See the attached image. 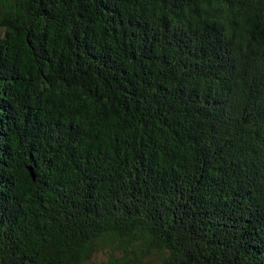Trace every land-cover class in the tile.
Wrapping results in <instances>:
<instances>
[{
  "label": "trees",
  "instance_id": "1",
  "mask_svg": "<svg viewBox=\"0 0 264 264\" xmlns=\"http://www.w3.org/2000/svg\"><path fill=\"white\" fill-rule=\"evenodd\" d=\"M264 264V0H0V264Z\"/></svg>",
  "mask_w": 264,
  "mask_h": 264
},
{
  "label": "rangeland",
  "instance_id": "2",
  "mask_svg": "<svg viewBox=\"0 0 264 264\" xmlns=\"http://www.w3.org/2000/svg\"><path fill=\"white\" fill-rule=\"evenodd\" d=\"M89 264H100V261L98 258H95V260L91 261Z\"/></svg>",
  "mask_w": 264,
  "mask_h": 264
}]
</instances>
